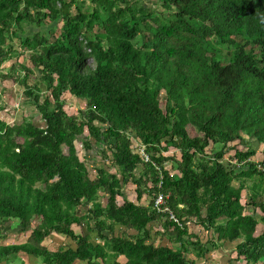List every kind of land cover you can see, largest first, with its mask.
Returning <instances> with one entry per match:
<instances>
[{"label": "trees", "instance_id": "1", "mask_svg": "<svg viewBox=\"0 0 264 264\" xmlns=\"http://www.w3.org/2000/svg\"><path fill=\"white\" fill-rule=\"evenodd\" d=\"M159 2L0 0V79H17L43 123L0 119V239L11 219L30 230L0 244V264H24L19 252L40 264H196L205 243L236 240L242 264H264V0ZM65 92L85 107L68 113ZM75 141L110 158L135 201L116 173L90 177ZM158 192L180 226L153 209ZM191 221L212 235L202 241ZM52 233L72 243L50 250Z\"/></svg>", "mask_w": 264, "mask_h": 264}, {"label": "rangeland", "instance_id": "2", "mask_svg": "<svg viewBox=\"0 0 264 264\" xmlns=\"http://www.w3.org/2000/svg\"><path fill=\"white\" fill-rule=\"evenodd\" d=\"M82 4L83 0H79ZM145 6L148 7H155V9L161 10L160 2L159 0H139ZM79 3V2H78ZM86 4H88V1H86ZM29 31L33 29V27H27ZM12 41L16 42V40L12 39ZM16 46V44H15ZM19 50V49H17ZM16 58L11 59L7 62H5L1 68L5 69L8 68L12 63L14 62H20L24 63L28 66L30 65V62L27 57V53L25 51L19 50V55ZM88 63L90 65H93L92 59H88ZM36 75L37 73L34 72ZM29 82L32 81L29 79ZM0 119L6 121L9 124L13 123H20L23 118H26L27 120H32L34 124L37 125H43L42 120L39 119V115L37 113L36 108H34L33 105H31L26 96L24 94L23 87L17 82V79L14 78H7V79H0ZM63 98L65 100L64 108L68 113H76L78 109H82L85 107V100L81 98H77L73 95H71L68 92H65L63 94ZM160 107L163 108L164 104L160 103ZM84 134H87V130L84 129ZM131 138V144L134 150H138L139 144L135 140V137L130 135ZM90 140L93 142V139L90 137ZM75 148L77 151V154L80 158V160L84 161L86 164L87 170L90 174V177H93L96 174L97 168H105L109 172L116 173V176L118 179H121L120 172L113 167L110 164V158L103 157L98 153V151H95L94 149H91L89 151H86L81 143L79 141H75ZM138 146V147H137ZM173 149L168 150L167 152H164L166 155L167 153H171ZM177 153V152H176ZM261 157V155H259ZM121 182V191L123 194V197L132 201H135V192H134V185L131 182L122 181ZM248 183H251V180H248ZM264 183V181H263ZM244 194V191H243ZM150 199V196L147 194H144L142 197V200L140 201L142 204H147ZM117 203L122 202V197L117 196L116 198ZM243 200V197H242ZM98 201L101 204H104L106 202V195L103 192L99 193ZM87 209V206L81 207L78 210H76L79 214L85 213ZM245 213H251L254 215L256 219H259L262 215V212L258 208H254L252 206L247 207L245 210ZM38 222V218L32 221L31 227H33ZM261 223L258 224L257 230L261 228ZM157 229H160V226L157 224L155 225ZM158 226V227H157ZM6 229L4 230V237L0 239V244H9V243H21L26 241V239L29 236L30 230L22 232L18 225L17 221L14 219L9 220L5 224ZM187 228L190 233L196 234L200 237L202 241H205L208 236H211L212 233L210 231H206L204 228H202L197 222L191 221L187 224ZM72 229L74 232H87L86 227L84 224L81 226H77L75 224L72 225ZM117 233L119 234L122 229L119 228V226L115 227ZM159 231L162 232L160 229ZM130 232V231H129ZM132 232V231H131ZM93 237L94 233H91ZM154 244H168L175 246V244H172L170 241H168L166 236H161L159 234L153 233L152 238ZM238 240L236 241H225V242H217L216 247L213 246L210 242L205 243L208 251L206 252L204 258H198L196 260V264H200L205 261V264H242L243 261L241 259L236 258L235 252H234V246ZM71 240L62 236L57 235L55 233H52L51 235L47 236L43 242L42 245L47 247L50 250H55L59 245L64 244H71ZM19 256L22 259L24 264H40V262L30 257L22 252H19ZM192 257V255H189ZM122 260V259H121Z\"/></svg>", "mask_w": 264, "mask_h": 264}, {"label": "built area", "instance_id": "3", "mask_svg": "<svg viewBox=\"0 0 264 264\" xmlns=\"http://www.w3.org/2000/svg\"><path fill=\"white\" fill-rule=\"evenodd\" d=\"M139 146V145H138ZM137 146V147H138ZM138 151L140 155L142 154V157L144 160H147V156L144 154L143 148L139 146ZM256 168L259 170H264V164L257 163ZM166 196L158 192L153 196V201H152V207L156 212H165L168 215V218L172 220L173 222H176L179 226L181 225L177 219L174 217L173 213L171 210L168 208L166 202H165Z\"/></svg>", "mask_w": 264, "mask_h": 264}]
</instances>
